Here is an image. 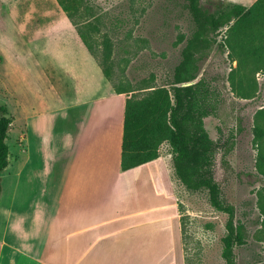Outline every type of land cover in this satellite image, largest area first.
<instances>
[{
	"label": "crops",
	"instance_id": "1",
	"mask_svg": "<svg viewBox=\"0 0 264 264\" xmlns=\"http://www.w3.org/2000/svg\"><path fill=\"white\" fill-rule=\"evenodd\" d=\"M10 39L14 61L3 73L14 75L25 128L13 180H1L0 264H161L149 249L167 233L171 254L162 262L181 264L165 160L120 167L131 93L115 91L70 22L32 33L24 47ZM45 72L61 82L50 84Z\"/></svg>",
	"mask_w": 264,
	"mask_h": 264
},
{
	"label": "rangeland",
	"instance_id": "2",
	"mask_svg": "<svg viewBox=\"0 0 264 264\" xmlns=\"http://www.w3.org/2000/svg\"><path fill=\"white\" fill-rule=\"evenodd\" d=\"M200 2L214 9L220 2L231 1ZM82 11V29L87 31V27L94 26L87 34L97 60L108 68L111 82L132 89L127 93L134 97L149 89L142 87L169 81L185 38L194 28L185 0H85ZM68 22L72 31L78 33L56 0H0V105L7 106L12 119L7 138L9 164L0 172V182L3 179L6 185L13 180L15 164L20 160L17 140L25 128L16 111L14 75L3 73L14 61L8 52L14 43L10 38L14 36L24 47L32 33L51 32L57 24L65 26ZM214 36L217 43L226 46L215 45L199 62L198 78L204 76L218 87L220 106L215 115L205 119L204 125L213 138L220 133L234 136L225 159L220 152L216 155L215 178L233 204L235 223L242 229V241L234 249L235 264H264V70L257 69L251 61L237 67L228 45L227 26ZM104 42L110 46L107 59ZM45 76L52 85L61 82L53 72H45ZM256 127L263 130L260 138ZM171 155L169 144L162 143L159 156L167 167V191L174 195L180 220L181 264H224L221 250L227 215L211 206L206 190L191 191L179 182ZM171 242V234L167 233L157 248L149 249V257L163 264L171 254Z\"/></svg>",
	"mask_w": 264,
	"mask_h": 264
},
{
	"label": "trees",
	"instance_id": "3",
	"mask_svg": "<svg viewBox=\"0 0 264 264\" xmlns=\"http://www.w3.org/2000/svg\"><path fill=\"white\" fill-rule=\"evenodd\" d=\"M194 28L185 38L181 57L174 66L171 78L162 85H150L140 97L132 94L126 99L120 167L126 170L159 156V147L166 142L171 147V161L175 177L188 190H206L209 203L216 210L226 213L225 234L222 238L221 257L224 264H235V246L242 241V229L235 223V209L215 178V162L218 152L223 159L233 147L234 136L220 133L210 136L204 122L215 115L220 106L218 87L208 78H198L199 62L217 43L214 33L227 26L232 60L237 67L251 61L257 69L264 70V0H255L250 6L240 2L218 3L214 9L200 0H185ZM77 32L96 58L87 32L94 29L86 20L87 31L82 29L85 0H56ZM234 42H233V41ZM109 44L104 42V58H109ZM97 60V58H96ZM105 77L112 81L107 67L97 60ZM118 93L130 92L112 82ZM12 119L6 105H0V172L9 164L10 150L7 144ZM260 138L263 130L256 127ZM264 161V157H262ZM1 192V182H0Z\"/></svg>",
	"mask_w": 264,
	"mask_h": 264
}]
</instances>
